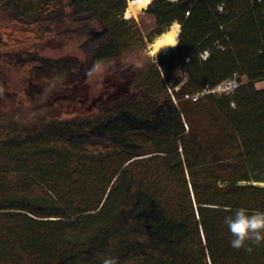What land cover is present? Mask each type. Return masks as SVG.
Returning a JSON list of instances; mask_svg holds the SVG:
<instances>
[{"label":"trees","instance_id":"obj_1","mask_svg":"<svg viewBox=\"0 0 264 264\" xmlns=\"http://www.w3.org/2000/svg\"><path fill=\"white\" fill-rule=\"evenodd\" d=\"M129 1L0 0V27L71 42L80 65L98 64L141 35ZM146 13L149 37L181 34L138 95L0 135V264H264V246L230 247L224 224L240 207L264 211V0H153ZM234 76L232 94L191 99ZM46 244L60 249L42 256Z\"/></svg>","mask_w":264,"mask_h":264},{"label":"rangeland","instance_id":"obj_2","mask_svg":"<svg viewBox=\"0 0 264 264\" xmlns=\"http://www.w3.org/2000/svg\"><path fill=\"white\" fill-rule=\"evenodd\" d=\"M147 8L133 17L140 37L132 39L120 57L98 63L103 72L91 75L88 73L96 64L80 65L82 57L71 42H44L40 32L4 21L0 27V135L41 119L91 113L113 96L138 95L140 90L136 85L144 80L150 64L156 61L150 53L158 36L149 37L156 24L146 13ZM178 79L180 86L186 83L183 71L178 72ZM165 84L167 92L172 94V84ZM256 87L264 89V81L256 83ZM133 111L144 115L147 109L141 103ZM59 249L46 244L42 256L55 254ZM43 257L10 260L9 264H46L48 258Z\"/></svg>","mask_w":264,"mask_h":264},{"label":"clouds","instance_id":"obj_3","mask_svg":"<svg viewBox=\"0 0 264 264\" xmlns=\"http://www.w3.org/2000/svg\"><path fill=\"white\" fill-rule=\"evenodd\" d=\"M180 34L181 31L177 28L172 39L155 42L150 54L157 59L162 50L175 48L179 44ZM208 55L210 54H206L204 59H207ZM103 70L100 64H96L88 74L103 72ZM220 210L232 213V209L228 207ZM224 224L232 237L229 241L230 247L236 250L244 249L247 252H252L253 246H264V211H250L247 208L240 207L234 213L224 217ZM103 264H118V259L110 256L105 257Z\"/></svg>","mask_w":264,"mask_h":264},{"label":"bare ground","instance_id":"obj_4","mask_svg":"<svg viewBox=\"0 0 264 264\" xmlns=\"http://www.w3.org/2000/svg\"><path fill=\"white\" fill-rule=\"evenodd\" d=\"M150 2H151V0H130L128 2V6H127V9H126L124 17L126 19H129V18H133V17L138 16V14L143 9H145V8H147L149 6ZM177 28L180 29V26L178 24L172 25L171 28L167 32H165L162 35L158 36L155 39L154 43L155 42H163V41L172 39L174 37L175 31H176ZM152 47H153V45H152ZM170 49L171 48H167L165 50H162L161 52H166V51H168Z\"/></svg>","mask_w":264,"mask_h":264},{"label":"built area","instance_id":"obj_5","mask_svg":"<svg viewBox=\"0 0 264 264\" xmlns=\"http://www.w3.org/2000/svg\"><path fill=\"white\" fill-rule=\"evenodd\" d=\"M207 54V52H205L202 55V58L205 57V55ZM242 84V82L240 81V78L237 76H234L232 79L224 81L223 83H221L220 85H218L217 87H215L214 89H206L201 93L195 94L191 97V99L193 101H197L200 97L204 96L205 94H225V95H229L232 94L240 85ZM186 98H188V96H186Z\"/></svg>","mask_w":264,"mask_h":264}]
</instances>
